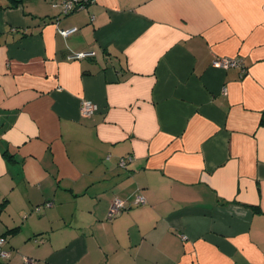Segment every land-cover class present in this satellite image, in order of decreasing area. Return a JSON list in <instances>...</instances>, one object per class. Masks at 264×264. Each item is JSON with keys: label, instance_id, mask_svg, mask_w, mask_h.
Instances as JSON below:
<instances>
[{"label": "crops", "instance_id": "1", "mask_svg": "<svg viewBox=\"0 0 264 264\" xmlns=\"http://www.w3.org/2000/svg\"><path fill=\"white\" fill-rule=\"evenodd\" d=\"M54 1L0 0V264H264V0Z\"/></svg>", "mask_w": 264, "mask_h": 264}, {"label": "built area", "instance_id": "2", "mask_svg": "<svg viewBox=\"0 0 264 264\" xmlns=\"http://www.w3.org/2000/svg\"><path fill=\"white\" fill-rule=\"evenodd\" d=\"M96 0H58L52 4L53 7H59L60 13L67 14L76 10L86 8L90 3H94ZM58 32L63 36H68L74 33L77 28L76 27H69V28H62L58 27ZM93 53L91 51H82V52H75L68 56V59L74 58H83L86 56H92ZM212 64L216 67L227 69L231 66H240L242 71L245 69V65L241 63L239 58H217L212 61ZM82 114L86 116H90L94 113L97 109L96 104L91 103L90 101H83L82 103ZM133 159L132 155L120 159L121 166H124L128 161ZM136 204L143 203L144 197L141 195H137L134 201ZM124 208V203L121 199H114L111 207H110V215H115L119 213ZM7 243L6 237L0 235V260H6L10 257V252L8 249L5 248Z\"/></svg>", "mask_w": 264, "mask_h": 264}, {"label": "trees", "instance_id": "3", "mask_svg": "<svg viewBox=\"0 0 264 264\" xmlns=\"http://www.w3.org/2000/svg\"><path fill=\"white\" fill-rule=\"evenodd\" d=\"M54 2H56V1H54ZM54 2H52V4H53ZM245 68H246V66H245ZM244 70H245V69H244ZM244 70H243V71H244ZM122 158H125V157H122ZM122 158H121V159H122ZM49 204H50V203H48V205H49ZM3 205H4V202H2L1 207H3ZM0 235L5 236V235H3V234H0Z\"/></svg>", "mask_w": 264, "mask_h": 264}]
</instances>
